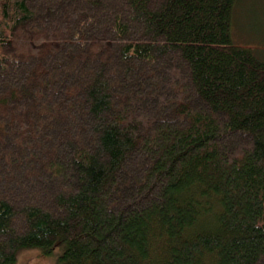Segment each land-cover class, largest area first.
Listing matches in <instances>:
<instances>
[{
    "label": "trees",
    "instance_id": "16d2710c",
    "mask_svg": "<svg viewBox=\"0 0 264 264\" xmlns=\"http://www.w3.org/2000/svg\"><path fill=\"white\" fill-rule=\"evenodd\" d=\"M236 1L0 0V264H264Z\"/></svg>",
    "mask_w": 264,
    "mask_h": 264
},
{
    "label": "rangeland",
    "instance_id": "374dc122",
    "mask_svg": "<svg viewBox=\"0 0 264 264\" xmlns=\"http://www.w3.org/2000/svg\"><path fill=\"white\" fill-rule=\"evenodd\" d=\"M231 21L233 42L252 48L264 58V0H237ZM60 252V247L49 255H42L35 248L21 249L13 264H58Z\"/></svg>",
    "mask_w": 264,
    "mask_h": 264
}]
</instances>
